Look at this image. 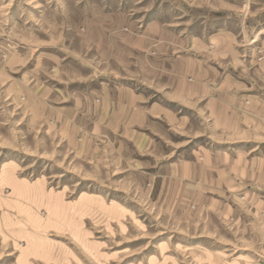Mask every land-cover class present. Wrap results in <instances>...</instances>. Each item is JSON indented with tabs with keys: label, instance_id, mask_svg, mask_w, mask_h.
I'll use <instances>...</instances> for the list:
<instances>
[{
	"label": "rangeland",
	"instance_id": "374dc122",
	"mask_svg": "<svg viewBox=\"0 0 264 264\" xmlns=\"http://www.w3.org/2000/svg\"><path fill=\"white\" fill-rule=\"evenodd\" d=\"M112 87L148 142L50 118ZM262 263L264 0H0V264Z\"/></svg>",
	"mask_w": 264,
	"mask_h": 264
},
{
	"label": "crops",
	"instance_id": "0c3cea01",
	"mask_svg": "<svg viewBox=\"0 0 264 264\" xmlns=\"http://www.w3.org/2000/svg\"><path fill=\"white\" fill-rule=\"evenodd\" d=\"M101 93L99 103L94 106L91 99L86 100L89 103L84 104L79 98H75L72 103L68 102L67 98L63 104L50 107V118L63 129L81 126L88 136L95 133L97 136L119 135L134 141V138L140 135V141L148 142L149 133H139L137 128H152L151 123L155 115L153 108L143 105L139 107L140 96L133 90L125 91L123 88L112 87L104 89ZM84 119H88L90 127H82L79 124Z\"/></svg>",
	"mask_w": 264,
	"mask_h": 264
},
{
	"label": "built area",
	"instance_id": "2783aa9c",
	"mask_svg": "<svg viewBox=\"0 0 264 264\" xmlns=\"http://www.w3.org/2000/svg\"><path fill=\"white\" fill-rule=\"evenodd\" d=\"M262 264H264V263H262Z\"/></svg>",
	"mask_w": 264,
	"mask_h": 264
}]
</instances>
